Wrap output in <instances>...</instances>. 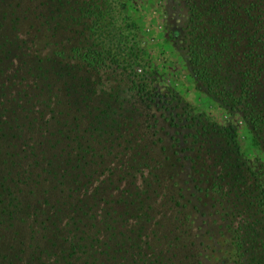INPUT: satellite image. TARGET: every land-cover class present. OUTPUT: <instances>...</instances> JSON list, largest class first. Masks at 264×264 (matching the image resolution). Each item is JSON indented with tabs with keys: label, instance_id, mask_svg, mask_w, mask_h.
<instances>
[{
	"label": "trees",
	"instance_id": "16d2710c",
	"mask_svg": "<svg viewBox=\"0 0 264 264\" xmlns=\"http://www.w3.org/2000/svg\"><path fill=\"white\" fill-rule=\"evenodd\" d=\"M100 1L7 0L5 9L17 15H2L0 23V165L5 156L13 167L25 163L20 185L32 175L42 189L25 206L21 195L34 190L25 186L16 196L0 176V215L14 206L45 233L40 244L32 235L28 250L5 264H209L211 257L194 253L200 227L179 250L180 237L165 230L159 213L185 207L178 201L189 182L178 173L186 169L204 186L187 203L194 210L205 201V238L225 236L217 241L222 263L264 264V163L244 158L232 125L208 119L197 121L190 145L180 149L185 155L158 145L162 138L148 135L149 87L126 68L108 72L109 52L91 39L104 17ZM182 1L184 21L167 40L182 50L196 87L238 112L264 153V0ZM28 17L62 35L45 56L18 39L19 26L32 24ZM100 72L116 84L97 92Z\"/></svg>",
	"mask_w": 264,
	"mask_h": 264
},
{
	"label": "rangeland",
	"instance_id": "374dc122",
	"mask_svg": "<svg viewBox=\"0 0 264 264\" xmlns=\"http://www.w3.org/2000/svg\"><path fill=\"white\" fill-rule=\"evenodd\" d=\"M17 1L21 6L27 0ZM8 2L7 0H0V23H2L1 17L3 16L9 18L17 15V11L5 9ZM100 2H102L100 7H106L104 17L100 26L93 31L91 39L109 52V59L105 60V67L108 72H111V69L121 72L123 68H126L125 74H131V78L135 79L136 83L144 82L149 87L150 92L147 93V90L144 92V96L150 95L148 97L150 100H147L150 102H147L149 106L146 109V115L153 125L148 135H151L153 140L161 137L163 141L158 142V145L163 144L171 150L179 151L180 155H185L187 152L182 153L180 149L186 148L190 143L188 142L191 140L190 134L194 133L193 130L197 127V121L208 119L218 126L232 125L236 131L237 142L244 158L248 161H256L258 164L264 163V153L253 145L251 133L242 116L238 112H226L206 93L196 87L187 70L182 50L174 46L171 40H167L170 33L179 29L184 21L185 8L182 0H103ZM26 7L21 8L18 14L21 15ZM32 10L33 7L30 9V13ZM26 23L32 24L29 29L26 25L24 27L19 26L18 39H25L27 42L33 41L37 51L42 56L54 50V43L62 35H51L45 28H41L38 23H35L31 17H28ZM100 74L101 78L98 79L99 83L96 86L97 92L116 84L114 79L107 77V74L103 72ZM127 102L133 104V98L127 96ZM55 107L56 111L59 110L58 113L62 111L60 105L55 104ZM155 128L158 130L157 133ZM0 140L6 141L3 138ZM62 143L65 144L64 141ZM3 151L5 153L6 149ZM4 159L5 161L0 165V176L3 177L1 181L9 179L13 194L17 196L25 186H28L29 190H34L32 194L24 193L21 195L26 206L29 198L38 196V191H41L42 188L39 185L36 186L33 182L35 177L32 175L29 180L20 185L24 176L23 167L25 163L22 165L21 162L20 167H13L7 156ZM113 160V157L107 158V162ZM190 173L191 171L188 169H186V173L183 171L178 173L180 175L178 179L181 183L182 181L189 182V190H187L188 188L181 190L180 193L184 197L179 196L178 201L180 204L185 203V207H182L183 205L175 207L181 212H176V209L172 211L174 207L170 210L161 208L159 211L160 215L162 214L161 219L167 225L165 230L171 229L172 236L180 237L176 243L179 250L183 251H186V247L184 249L182 246L187 243L184 237L187 236L188 240H191L192 238L188 236L200 227L201 231L198 233V238L203 239L204 244L199 245V239L194 238V253L211 257L209 264H223L222 257L224 255H221L218 250L224 246L223 244L219 245L217 241H225V236L215 231L213 233L214 240H208L202 232L210 220V217L204 213L206 212L205 201L200 198V201H197L198 206L194 210L187 203V197H189L187 195L190 191L194 189L201 195L200 189L204 187L193 182L192 178L195 175L193 173L190 175ZM195 185L197 186L193 188ZM8 211L9 213L12 211L10 216L8 213L0 215V264H5L6 259L8 260L10 257L25 253L29 247L28 243L32 242V235H35L33 241L40 244L42 234L45 233L40 230L43 224L39 223V220L35 222L25 221L21 214H15L16 208L14 206L10 207ZM189 212L194 214L188 215ZM174 218L180 219L175 220ZM153 219L156 220L154 216ZM189 220H194L193 224L189 225ZM175 226L178 229L174 232ZM16 234H19L18 241L11 248L8 247ZM20 240L23 244L20 243ZM206 263L208 264L207 260Z\"/></svg>",
	"mask_w": 264,
	"mask_h": 264
}]
</instances>
